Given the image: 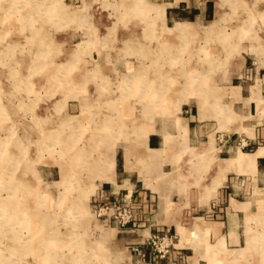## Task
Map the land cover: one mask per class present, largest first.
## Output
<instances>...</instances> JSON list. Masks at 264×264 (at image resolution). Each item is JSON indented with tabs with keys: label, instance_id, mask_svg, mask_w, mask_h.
Returning a JSON list of instances; mask_svg holds the SVG:
<instances>
[{
	"label": "rangeland",
	"instance_id": "1",
	"mask_svg": "<svg viewBox=\"0 0 264 264\" xmlns=\"http://www.w3.org/2000/svg\"><path fill=\"white\" fill-rule=\"evenodd\" d=\"M107 1L111 6L105 7L104 13H110L112 17L108 26L97 29L94 34L85 29L80 32L82 37L77 38L61 35L64 46L55 43L54 33L5 35L1 32L3 25L0 22V264H108L103 252L106 239L96 225L101 220L95 213L93 198H86L85 191L99 185L95 181L97 167L92 163L100 161L107 152L114 154V148L109 151V143L117 145L120 139L122 142L136 136L126 129L138 125L140 119L148 118V115L142 116L143 101L132 97L127 99L126 81L136 73L143 74L145 69L150 71L146 72L150 80L165 74L166 86L162 88V84H152V81L151 87L148 86L151 94L150 91L147 93L145 102L156 111L162 106L167 111V114L158 112L153 115L154 119L175 118V109L182 97L189 99L197 94L207 100V94L217 83L214 74H222L224 68H229L231 76H235L244 52L253 53L256 43L264 38V0H225L228 9L222 23L221 18L214 21L213 16L197 21L191 15L196 9L191 7L188 9L190 13L179 19L180 22H193L188 34L189 25L182 33L175 28L185 23L173 27L174 22L169 21L170 29L165 27L162 30L158 17L133 20L132 27L139 22L148 32L136 26L137 31L132 37L121 33L125 30L120 28L131 26L130 21L126 23L127 19L123 18L143 15L144 12L149 16L157 9L154 4L158 1L146 0L148 8L144 7L142 12L138 3L140 5L144 0H131L132 3L127 0ZM74 2V5L81 3L80 0ZM124 2L130 4L124 5ZM219 2L210 0L212 4ZM35 3L32 5L39 10L60 8L55 1H43L41 6ZM24 4L25 1L17 3L20 7ZM0 5L8 9L12 3L0 2ZM159 10L163 14V9ZM35 21L38 25L45 24L42 18ZM52 22L55 28V19ZM156 26L159 29L151 31ZM45 37L52 49L36 48L34 42ZM28 38L34 39L33 42H27ZM79 45L92 53H86L80 62L75 61L76 64L70 63L75 68L73 76L81 67L90 73L99 57H108L109 66L102 63L103 84L99 89L93 85L83 90L66 88V81L51 80L65 69V63L73 59L66 54H72ZM141 45L148 50L144 54L123 51L127 46L137 48ZM121 59L124 63L133 61L132 69L125 68L126 65L117 69ZM38 62L47 65L41 67ZM247 63L253 65L252 58ZM40 75H45L46 80L40 81ZM231 82L247 88L255 84V77ZM155 90H166L167 97L159 98ZM142 93L144 91L140 89L139 94ZM80 96L86 100L85 105ZM69 99L74 102L71 111L67 109ZM117 108L122 115L116 119L111 114ZM69 112L76 115L85 112V116L69 120ZM118 119L122 125L121 133H92L94 128L103 124L112 130L106 122L116 123ZM115 136L120 137L118 141L112 140ZM246 143L241 142L242 145ZM118 152L121 154V150ZM78 153L85 164L81 167L78 166L81 159H78L80 162L73 159ZM62 165L71 169V177L61 182L56 166ZM114 168L112 165L111 173L102 179L110 180ZM90 178L94 181L89 182ZM65 189L68 193H64Z\"/></svg>",
	"mask_w": 264,
	"mask_h": 264
},
{
	"label": "crops",
	"instance_id": "2",
	"mask_svg": "<svg viewBox=\"0 0 264 264\" xmlns=\"http://www.w3.org/2000/svg\"><path fill=\"white\" fill-rule=\"evenodd\" d=\"M21 1H25L23 7L17 5ZM40 1L49 0H37V3ZM50 1L58 2L60 8L55 11L48 8L39 10L32 5L36 0H0L3 4L13 5L9 9L0 5V22L3 25L1 32L5 35L54 33L55 43L64 46V38H77L85 29L92 33L104 29L112 19L110 13H104L105 7L111 6L107 0H80L78 5H74V1L78 3V0ZM157 1L154 4L157 9L149 16L144 12L143 15L125 16L127 18L123 19L131 23L133 20L146 21L158 17L161 20L159 28L162 30L168 28L169 21L174 22L173 27L177 23H185L189 25L188 34L193 22H180L179 19L187 15L191 7L196 9L191 11V15L197 21L213 16L214 21L221 18V23L228 9L225 0H220L219 4H212L210 0ZM126 4L130 3L124 2ZM138 6L140 11L144 7L148 8L147 1L144 0L140 5L138 3ZM159 9H163V14L157 12ZM41 18L45 24L38 25L35 20ZM54 19L55 28L52 27ZM139 24L137 22L132 27L131 23L129 27L125 25L120 28L125 30L121 32L122 35L132 37ZM139 28L144 32L147 30L146 27ZM154 28L159 29L156 26L151 31ZM172 34L180 37L179 34ZM32 40L28 38L27 42ZM34 44L40 50L52 49L47 37L36 40ZM252 50L253 53L244 52L239 72H234L235 76H231L229 68H224L222 74H214L213 79L217 83L213 84L215 88H211L207 94V100L197 94L189 99L182 97L175 109V118L163 116L159 120L154 119L153 115L158 112L167 114V111L163 106L160 111H156L145 102L148 99L147 93L150 91L151 94L148 86L151 87L155 82L162 84V88L166 86L168 79L165 74L150 80L146 73L150 71L145 69L143 74L136 73L126 81L127 99L132 97L143 101L145 108L142 116L148 115V118L140 119L137 127L126 129V132L136 133V136H130L122 142L121 139L118 141L119 136L112 138L118 141L117 145L109 143V151L114 148V173L110 180L101 177L106 160L113 154L107 152L100 161L92 163L97 167L95 181L99 185L85 192L88 194L86 198H93L95 205L115 200L119 196H128L139 215V223L136 227L124 229L107 225L102 220L96 223L106 239L103 247L105 262L264 264V38H260L259 44L256 43ZM123 51L144 54L148 50L141 45L137 48L127 46ZM86 53L92 52L79 45L72 54H66L73 59L65 63V69L56 73L51 80L66 81V88L83 90L88 85L100 88L103 84L102 63L109 66L107 56L99 57L90 73L81 67L73 76L75 68L70 63L80 62ZM250 58L253 65L247 63ZM44 60L47 61L45 57ZM123 60L119 63L116 60L117 69H123L125 65V68L132 69L130 65H133V61L124 63ZM38 63L41 67L47 65L46 62ZM248 77H255V84L247 88L231 82L233 79L241 81ZM39 79L46 80L44 75H40ZM138 86L144 91L143 95L139 94ZM156 91L159 98L167 97L166 90ZM67 98H70L69 95ZM80 99L85 105L83 96ZM67 103V109L71 111L74 102L69 99ZM200 103L203 109H200ZM71 113L69 120L85 116V112L77 115ZM111 115L117 119L122 114L118 109ZM107 126L113 129L108 130L103 124L94 128L92 133L112 132L117 135L122 131L120 119L116 123L107 122ZM242 141L248 144L242 145ZM118 150H121V154ZM56 168L58 176L62 178L61 182L71 177L68 166ZM93 181L89 179V182ZM64 193H68L67 189ZM167 231L177 236V245L168 259L161 260L146 246V242L152 235Z\"/></svg>",
	"mask_w": 264,
	"mask_h": 264
},
{
	"label": "built area",
	"instance_id": "3",
	"mask_svg": "<svg viewBox=\"0 0 264 264\" xmlns=\"http://www.w3.org/2000/svg\"><path fill=\"white\" fill-rule=\"evenodd\" d=\"M247 144V143H246ZM95 213L107 225H114L117 228L136 227L139 223V215L133 207V201L128 196H119V198L95 205ZM177 245V236L170 231L164 234L152 235L146 242L155 256L161 260L170 257ZM137 251L136 248L133 249Z\"/></svg>",
	"mask_w": 264,
	"mask_h": 264
},
{
	"label": "bare ground",
	"instance_id": "4",
	"mask_svg": "<svg viewBox=\"0 0 264 264\" xmlns=\"http://www.w3.org/2000/svg\"><path fill=\"white\" fill-rule=\"evenodd\" d=\"M9 9V8H8ZM160 11V14H161V10H159ZM187 26H188V24L186 25V24H178L175 28H176V31H178L179 33H182L184 30H185V28H187ZM172 31V30H171ZM185 33V32H184ZM185 35V34H184ZM183 35V36H184ZM135 38V37H134ZM57 70V69H56ZM59 70H60V68H59ZM29 72V71H28ZM59 73V72H58ZM49 74V73H48ZM51 75V74H50ZM45 76V75H44ZM53 76V75H52ZM200 105V109H203V105L200 103L199 104ZM106 122V121H105ZM107 123V122H106ZM32 127V126H31ZM105 127H106V125H105ZM73 154V153H72ZM259 153H257L255 156H257ZM80 156H81V154L80 153H78L73 159H74V161H78V159H81L80 161H78V162H80V166H82L81 164H83L84 162H82V157L80 158ZM67 159V158H66ZM70 160V159H69ZM73 161V162H74ZM115 157H114V154L112 155V156H110V157H108V159L106 160V167H104V170H103V173H102V175H101V177H104V176H106V175H108V174H110L111 173V171H112V165H115ZM174 174V173H173ZM171 177V176H170ZM108 178H110V177H108ZM174 179V178H173ZM88 194L86 193L85 194V196H87ZM24 214V213H23ZM46 251V250H45Z\"/></svg>",
	"mask_w": 264,
	"mask_h": 264
}]
</instances>
